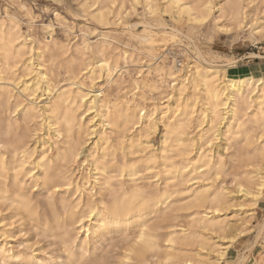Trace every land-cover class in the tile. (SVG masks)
<instances>
[{
  "label": "bare ground",
  "instance_id": "obj_1",
  "mask_svg": "<svg viewBox=\"0 0 264 264\" xmlns=\"http://www.w3.org/2000/svg\"><path fill=\"white\" fill-rule=\"evenodd\" d=\"M75 1L101 25L123 24L129 42L102 32L61 44L49 24L39 40L0 12V258H18L11 231L33 226L61 232V264H100L113 234L115 264L227 261L236 236L224 243L225 233L244 232L264 196V77L231 74L237 60L219 63L196 37L212 25L264 38V0ZM138 5L141 21L124 23ZM183 39L194 58L171 66ZM262 247L252 264H264Z\"/></svg>",
  "mask_w": 264,
  "mask_h": 264
},
{
  "label": "rangeland",
  "instance_id": "obj_2",
  "mask_svg": "<svg viewBox=\"0 0 264 264\" xmlns=\"http://www.w3.org/2000/svg\"><path fill=\"white\" fill-rule=\"evenodd\" d=\"M20 2H23L31 9L33 14L32 17L29 16V14H27L24 9L20 8ZM5 8L8 9L11 15L16 17L20 21L22 31L25 35L28 34L29 31L32 32L33 30L34 36H36V38H38L39 40H44L45 36H49V34H47L45 30H43V25L49 24L52 25V34L55 40H57L61 44H73L75 41L79 40L82 35H85L91 41H94L102 32L116 36L118 38V41L120 42V47H123V44L129 42L128 35L123 31V24L108 26L99 24L94 19L90 18L87 14H85L75 0H0V12L4 11ZM55 12H59V14L61 15L60 20L55 17ZM142 13L143 7L141 5H138L137 11L130 15L128 18L124 19V23H136L141 21ZM165 18L168 23L172 22L171 16L166 15ZM30 26L32 30L30 29ZM143 29L144 27L139 24L135 31L140 33ZM202 32V35H198L196 37V40L203 52L208 54L210 57H215V55L220 56V58L217 59L219 60V63H222L227 58L237 60V67L230 68L231 74L251 72L257 76L264 77L263 37H260L258 35L252 37L249 35L247 30L240 31L238 32V34H225L223 32L215 31L212 25L204 26L202 28ZM183 40V42L186 43L185 45H188L187 48H185V45L184 47L175 46L172 48L170 54L166 57V60L171 64V66H173L176 61H179V59L180 61H183L185 59H187L186 61H190V59L192 60V58H194V47L186 39ZM140 57L142 58V64H148L149 62L153 61L148 57H144L143 55ZM146 104L149 105V102ZM225 184L230 189H235L229 177L227 178ZM44 195L45 192H42L41 194L37 195L36 198L39 202L42 203L41 205L45 208L47 207V201L46 199H44ZM44 202L46 206L44 205ZM257 205H255L254 207V216L250 219V223L246 225L247 227L244 226V232L240 233V230L237 231L236 228H232V230H228L225 233L226 238L222 240L223 242L225 241L224 243H227L229 242V240H232L233 237H236L233 240L230 249L228 250L227 261H224L221 264H229V259L230 261H232L236 259L239 254L246 255L247 260L245 264H252L257 257L261 256V254L259 253H261V251L263 250L262 244H264V238H257V230L258 226L264 218V196L261 198ZM239 214H241L242 216L244 214L246 215V213L243 212H240ZM230 215H232V213H230ZM241 215L239 216L242 217ZM30 227L31 226H27L25 231H23L24 233L20 232L19 235L16 229H12L11 234L15 236L13 237L14 239H9V245H11L12 247L11 253L14 252L15 254H17L18 258H0V264H32L36 259L35 256L43 257V255L47 258L53 255L54 258H51L52 260L50 259V263L61 264L67 254L65 253L67 245H64L61 240V232L53 230L44 231L42 228L36 229L33 226L32 228ZM35 231H37V233ZM25 232H27L28 234ZM59 234L61 236H59ZM17 235L19 238L16 237ZM116 238H118V241L116 240ZM24 239H26V241ZM217 239L218 238H216V240ZM120 240L121 239L119 238V236H117V234L108 236L107 241L103 245L104 247L99 250L100 255H105L102 259L103 262L101 261L100 264H110L111 261V264H115L120 246L122 245V242H120ZM115 244L116 246L114 247L113 245ZM29 245L31 246L30 248L28 247ZM41 247L44 249L46 254L44 253L43 249H41ZM113 247L117 251L111 250V248L113 249ZM48 249L50 250V252ZM47 252H49L50 254L48 255ZM103 252L104 254H102ZM32 254L36 255L31 256ZM19 255H21L20 258ZM154 258L155 257H149V260L146 263L157 264L155 262L156 259Z\"/></svg>",
  "mask_w": 264,
  "mask_h": 264
},
{
  "label": "snow or ice",
  "instance_id": "obj_3",
  "mask_svg": "<svg viewBox=\"0 0 264 264\" xmlns=\"http://www.w3.org/2000/svg\"><path fill=\"white\" fill-rule=\"evenodd\" d=\"M262 139H264V137H262ZM120 206L119 205H115L112 207L111 211L113 212L114 215H118L120 212ZM141 239H143V236L141 235Z\"/></svg>",
  "mask_w": 264,
  "mask_h": 264
}]
</instances>
